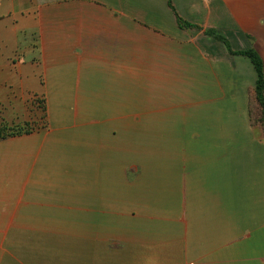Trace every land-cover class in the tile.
Segmentation results:
<instances>
[{"label":"crops","instance_id":"obj_1","mask_svg":"<svg viewBox=\"0 0 264 264\" xmlns=\"http://www.w3.org/2000/svg\"><path fill=\"white\" fill-rule=\"evenodd\" d=\"M208 30L264 62V0H0V123L45 101L0 140V264H264L256 73Z\"/></svg>","mask_w":264,"mask_h":264},{"label":"trees","instance_id":"obj_2","mask_svg":"<svg viewBox=\"0 0 264 264\" xmlns=\"http://www.w3.org/2000/svg\"><path fill=\"white\" fill-rule=\"evenodd\" d=\"M169 6L173 8L171 2ZM177 23L181 29H192L199 27L192 25L189 22L184 21L177 15ZM206 34L210 37L215 38L216 40L225 44L228 52L231 55L242 56L250 60L251 64L254 67L256 73V82L255 86L249 92V120L253 127H258L262 130L264 137V62L260 54L255 49H248L245 51H233L229 41L225 36L217 33L214 30L206 31ZM45 110V109H44ZM30 124L25 123L24 126L12 127L11 129L3 126L0 127V140L10 136H16L21 134H28L33 131V128L29 127ZM8 131V133L6 132Z\"/></svg>","mask_w":264,"mask_h":264},{"label":"rangeland","instance_id":"obj_3","mask_svg":"<svg viewBox=\"0 0 264 264\" xmlns=\"http://www.w3.org/2000/svg\"><path fill=\"white\" fill-rule=\"evenodd\" d=\"M21 43H23L22 47L17 51V55L16 57L19 59L21 57H29V56H35L36 53V43H35V37L32 35L29 36H24L23 40L21 41ZM264 52V51H263ZM32 106H34V108L38 111V118L36 116V119L38 120L39 123H33V122H25L30 124L29 127L32 128V126H34L35 128L42 126V124L44 123L43 119L45 117V101L43 98H37L33 100V104ZM30 107V106H28ZM35 112V111H34ZM35 118V114L34 117ZM18 124V125H9V124H1L0 123V127H3L6 125V127L8 128H12V127H19V126H24V124ZM8 133V131H6ZM121 139V138H120ZM143 143V142H142ZM137 144V145H143V144ZM153 171V170H152ZM154 172V171H153Z\"/></svg>","mask_w":264,"mask_h":264}]
</instances>
